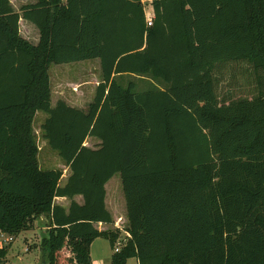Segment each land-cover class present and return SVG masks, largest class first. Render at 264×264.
<instances>
[{"label":"trees","instance_id":"1","mask_svg":"<svg viewBox=\"0 0 264 264\" xmlns=\"http://www.w3.org/2000/svg\"><path fill=\"white\" fill-rule=\"evenodd\" d=\"M88 60L101 80L87 108L52 106L50 67ZM37 112L63 186L39 167ZM115 174L127 239L94 226L112 223ZM41 217V264H91L97 238L123 239L111 264H264V0H0V231Z\"/></svg>","mask_w":264,"mask_h":264},{"label":"rangeland","instance_id":"2","mask_svg":"<svg viewBox=\"0 0 264 264\" xmlns=\"http://www.w3.org/2000/svg\"><path fill=\"white\" fill-rule=\"evenodd\" d=\"M11 3L14 7L19 5L18 2L15 1ZM144 8L146 16H153L151 6L148 3H144ZM35 35V30L27 34L22 31V36L25 38L26 36L29 37L31 41H35ZM50 68L49 70L53 82L52 101L56 103L58 100L67 99L75 103L77 107H87L88 103L93 100L95 88L101 80L98 60L72 62L68 63L66 66L52 65ZM126 77L127 75H123L122 78L119 77L117 82L124 85L122 79L125 78L126 80ZM136 81L139 89H147L154 84L153 80L149 77L136 78ZM45 118L44 113H37L32 125L34 141L38 147V164L42 169L55 168L62 170L63 175L61 178L63 181L70 172L68 167L61 161L58 154L53 151L42 138L41 125ZM98 142L99 141L92 138L85 142V146L94 148ZM106 188V205L113 217V226H108V228L104 229H110L112 231L118 230L121 233V238H124V232L128 222L120 175L115 174L108 181ZM40 235L41 230L34 228L31 231L22 232L16 237H13V242L7 247L8 249L5 256L0 258V264H41V252L39 249L38 253L36 249L37 238H39ZM29 247V252H27ZM92 247L93 253L96 250H104L108 255L106 259L114 252L108 240L102 238L96 240ZM38 254L40 255L39 258ZM127 264H136V261L132 259Z\"/></svg>","mask_w":264,"mask_h":264},{"label":"crops","instance_id":"3","mask_svg":"<svg viewBox=\"0 0 264 264\" xmlns=\"http://www.w3.org/2000/svg\"><path fill=\"white\" fill-rule=\"evenodd\" d=\"M13 1H15V2H18V6L17 7H14L16 10L21 6V5H23V4H25V3H27L28 1H33V0H11V2H13ZM21 2V3H20ZM28 30H30V31H32V30H35L36 31V35H35V43H37L38 42V32H37V30L31 25V24H29V23H27V22H24L23 20H21L20 21V32H21V35H22V31H24L26 34L27 33H29L30 31H28ZM26 38L27 39H29V40H31L29 37H27L26 36ZM66 65H68V64H62V65H56V66H66ZM51 69V68H50ZM49 81H50V89H51V104H52V106H54L56 103L55 102H53L52 101V94H53V82H52V77H51V73H50V70H49ZM61 100H63V101H65L69 106H71V107H75V108H78V109H82V110H85V108H87V107H85V108H82V107H77L76 106V104L75 103H73V102H70V101H68L67 99H61ZM91 102V101H90ZM89 102V103H90ZM88 103V104H89ZM37 113H39V112H37ZM37 113H36V115H37ZM44 118H45V115H44ZM44 120V119H43ZM89 139H92V138H88L86 141H88ZM40 166V165H39ZM41 168V167H40ZM42 169V168H41ZM69 176V175H68ZM68 176L67 177H65V179L62 181V178H61V180H60V185L61 186H63L65 183H66V181H67V178H68ZM108 183V182H107ZM107 183H106V185H107ZM106 185H105V191H106V195H107V188H106ZM106 195H105V205H106ZM74 201H76L77 203H79V204H81L82 203V197L81 196H75L74 197ZM69 200L68 199H66V198H56L55 199V203H57V204H59V205H61V206H63L64 208H67L68 207V205H69ZM106 208H107V205H106ZM107 210H108V208H107ZM109 211V210H108ZM109 213L111 214V212L109 211ZM112 216V215H111ZM42 222V223H41ZM47 221H46V219L44 218V217H41L40 219H38L37 221H35V227L34 228H37L38 230H41V233L42 232H44L45 230H47V226L45 225V223H46ZM94 226H95V228L98 230V231H101V232H104V231H108V230H110V229H104V228H108V226H113V217H112V223L111 224H103V223H96V224H94ZM29 231H31V230H29ZM24 232H26V231H24ZM37 237V236H36ZM40 237H41V235L39 236V238H37L38 240H37V246H36V249L38 250V253H39V249H40V246H39V244H40ZM99 238H97V239H95L93 242L95 243L96 242V240H98ZM102 239H104V238H102ZM91 243V245H90V258H91V264H111V257H112V255H113V253L112 254H110V256H109V258L108 259H106V256H108L106 253H105V251L104 250H99V251H95L94 253H93V244L94 243ZM30 246V245H29ZM8 249V248H7ZM29 249H30V247L27 249V252H29ZM40 257V255L38 254V258ZM130 260H132V259H130ZM130 260H128L127 261V263L130 261ZM135 261H136V264H138V262H137V260L135 259Z\"/></svg>","mask_w":264,"mask_h":264},{"label":"built area","instance_id":"4","mask_svg":"<svg viewBox=\"0 0 264 264\" xmlns=\"http://www.w3.org/2000/svg\"><path fill=\"white\" fill-rule=\"evenodd\" d=\"M152 19H153V16H146V21H147V25L148 26H150L152 24ZM129 237L130 236L126 232H124V238L127 239ZM123 239L117 240V242L115 244V250H114L115 252H117L119 250V248L122 246ZM12 242H13V237L12 236L7 235L5 233H2L0 231V249L9 246Z\"/></svg>","mask_w":264,"mask_h":264}]
</instances>
